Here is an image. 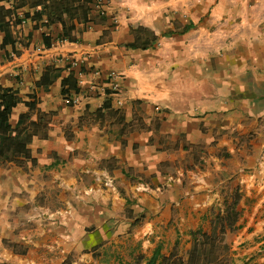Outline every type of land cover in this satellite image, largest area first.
I'll use <instances>...</instances> for the list:
<instances>
[{
  "label": "crops",
  "instance_id": "1",
  "mask_svg": "<svg viewBox=\"0 0 264 264\" xmlns=\"http://www.w3.org/2000/svg\"><path fill=\"white\" fill-rule=\"evenodd\" d=\"M91 8L76 43L59 42L60 25L29 19L17 28V52L0 49V86L20 98L9 124L32 134L27 154L0 155V264L100 263L120 235L139 224L152 232L184 187L201 206L209 178L229 184L232 172L234 200L220 211L254 197L264 215V0H93ZM71 59L82 61L81 75ZM48 68L61 73L46 86ZM110 71L121 75L122 107L102 93L86 97ZM71 74L79 105L63 93ZM252 220L234 226L243 225L239 242L264 244V218Z\"/></svg>",
  "mask_w": 264,
  "mask_h": 264
},
{
  "label": "trees",
  "instance_id": "2",
  "mask_svg": "<svg viewBox=\"0 0 264 264\" xmlns=\"http://www.w3.org/2000/svg\"><path fill=\"white\" fill-rule=\"evenodd\" d=\"M5 1L7 0H0V32L5 33L0 45L1 50L11 45L13 51L17 52L16 45L21 40L17 28L29 19L32 22L43 21L42 26L48 29L60 25L62 33L59 40L72 43L80 40L79 26L83 25L86 28L94 19L91 8L93 0H18L12 8H7L3 4ZM24 7H29L34 12H28L24 18H21L17 11ZM43 39L46 46L50 47V36L44 35ZM146 46L148 43L143 44V47ZM60 73V69L48 68L40 83L47 86L51 82L50 77H59ZM67 84L70 85L68 89L65 88ZM63 85V93L66 97L70 96L71 91L79 92L78 80L73 74L64 79ZM19 102L20 98L14 90L0 86V155H5L13 149L16 153L25 152L27 154L26 144L31 140L32 134H27V126L13 129L9 124L12 109ZM107 107L110 105L106 102L101 109ZM21 120L25 123L27 116L23 115ZM237 198L234 205L228 207L224 213L220 211L215 216L210 232L202 229L190 232L193 247L187 258L181 257L177 250L167 257L162 253V246H158L150 258L141 255L131 264H239V259L235 257L234 252H231L228 240L229 229H234L239 220V212L235 210L239 201ZM243 264L250 263L244 262Z\"/></svg>",
  "mask_w": 264,
  "mask_h": 264
},
{
  "label": "rangeland",
  "instance_id": "3",
  "mask_svg": "<svg viewBox=\"0 0 264 264\" xmlns=\"http://www.w3.org/2000/svg\"><path fill=\"white\" fill-rule=\"evenodd\" d=\"M212 167L214 168V172H217L216 166ZM201 168L203 170L206 169L204 167ZM231 175L233 180L230 181L229 184H227V182L222 183V179H219L220 176H215L214 179L209 178V193L207 194L206 190H199L201 192L200 195H203L200 201L205 202V204L201 206L198 205L195 207L190 203L189 196L184 197L185 193H189L190 195L195 191L193 189L188 190L184 187L183 193L179 198V205L176 207L173 206L171 212L168 210L162 212L160 216L161 219L156 222V227H154L152 232H145L144 229L140 230L139 228L142 227V224H139L128 234L120 235L116 240V244H111L112 253H110L111 257L109 259H106L104 255L105 258L103 261L95 264H114L115 254L121 257V263L131 264L135 261V258L141 255L150 258L158 246H162V253L167 257L170 256L174 250H177V253L181 257L187 258L189 251L193 247L190 232L198 229L210 232L215 216L219 213L220 209L224 208V201L228 198H230L231 201L234 200V195H231V193L239 181V175L233 172ZM185 184L184 182V185ZM228 186H231V188L228 189ZM212 194L215 195L214 203H212L210 198ZM207 195L209 198L206 197ZM237 199L240 200L242 198ZM257 200L258 198L248 197L244 204L238 205L239 203H237L236 207L241 209V212L238 213V219L240 218L239 221L241 220L240 222L244 226L248 222H252L253 218H264V215L261 216L260 212L257 214L254 212ZM241 227L229 229L231 252L235 253V257L239 259V264H243L244 262H249L250 264H263L261 263V258L264 256V244H260L261 240L256 237L240 243L238 237L242 229ZM251 231H253V228ZM79 264L94 263H90L87 260Z\"/></svg>",
  "mask_w": 264,
  "mask_h": 264
},
{
  "label": "built area",
  "instance_id": "4",
  "mask_svg": "<svg viewBox=\"0 0 264 264\" xmlns=\"http://www.w3.org/2000/svg\"><path fill=\"white\" fill-rule=\"evenodd\" d=\"M60 43H64L66 41L59 40ZM82 61L71 59L68 65V69L70 71H74L76 69L79 70L80 75L82 74ZM96 76L100 74V72L95 71ZM106 83L102 85H96L91 84V86L88 88V92L86 94V97L89 96V94H96V93H102L106 98L112 99L117 106L122 107L125 102V97L122 90V84H121V75L114 71H110L106 74ZM73 105H79L82 102L81 96L77 93L74 96L68 97Z\"/></svg>",
  "mask_w": 264,
  "mask_h": 264
}]
</instances>
